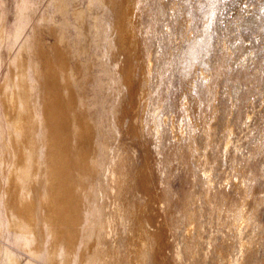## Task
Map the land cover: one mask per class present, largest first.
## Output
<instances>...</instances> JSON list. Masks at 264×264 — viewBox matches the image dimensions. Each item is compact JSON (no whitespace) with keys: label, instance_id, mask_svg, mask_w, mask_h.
<instances>
[{"label":"bare ground","instance_id":"1","mask_svg":"<svg viewBox=\"0 0 264 264\" xmlns=\"http://www.w3.org/2000/svg\"><path fill=\"white\" fill-rule=\"evenodd\" d=\"M44 1L16 0L11 25L0 0V264H164L152 172L136 148L148 139L158 140L162 156L161 209L175 263L264 264L257 256L261 165L232 158L238 164L227 179L213 177L237 145V129L252 118L242 96L227 105L226 90H218L229 60L211 77L199 69L193 44L181 57L180 100L173 102L165 85L175 59L161 60L150 47L161 7ZM180 15L184 24L193 17ZM49 33L55 41L47 43ZM175 162L188 182L179 202L170 195Z\"/></svg>","mask_w":264,"mask_h":264},{"label":"rangeland","instance_id":"2","mask_svg":"<svg viewBox=\"0 0 264 264\" xmlns=\"http://www.w3.org/2000/svg\"><path fill=\"white\" fill-rule=\"evenodd\" d=\"M46 1L47 0L44 1V4L46 3ZM157 1L147 0V9L156 10V8L161 7V9L163 10V18H165L166 20L162 18L157 27V30L155 31L156 34L153 33L151 35L150 47L156 52H159L158 54L161 60L163 58L165 59H163L164 61H168V59L170 60L173 58L175 59H173L175 62L172 69L170 70L173 79L172 83L166 84L168 85L167 87L165 85V92L172 96V101L176 102L180 100V92L176 91L177 88L175 85L179 82V69L183 65L182 58L186 50L193 44H196L195 48L196 51H198L197 54L200 58L199 69L205 68V70L211 77L214 72V67L220 63L219 61H221L223 57L226 58V60H229L225 62V69L224 72H222V77H219L218 90L220 89V92L227 93L228 97L223 98L225 99L224 101L226 103L228 102L227 105H231L232 100L236 99L237 96H242V109H244L243 112L247 113L249 111L252 115V118H250V120L248 119L249 121L247 120L246 123L244 122V124H242L244 126H241L237 129L236 132L238 134L235 133L234 135V144L236 141V144L238 146L234 145V148H232L233 151L230 152L227 157L223 158L221 160L222 163L219 164L220 166H217L218 169H215L213 171V177L215 178L216 182H223V180H226V177L229 176L230 171L232 173L235 170V167L238 163L233 162L232 158L240 159V157L242 156L241 158L245 159L244 157H246L247 159L250 156L251 158H255V162L258 164V166L261 165L260 169L264 170V0H215L214 4L209 3L208 0H190V2L189 0ZM75 5L78 7L85 6L86 0H76ZM3 7L7 11L9 24L12 25L14 21L16 0H5ZM183 12H187L193 15L190 22L188 21L184 24L182 21H180V17H182L180 14H183ZM53 41H55V36L50 33L47 34L46 42L50 43ZM172 48L174 50L178 48L179 51L176 49L177 51L175 50L174 53ZM173 54L176 55L172 57ZM5 72L6 64H3L2 68H0V78H2ZM238 74H240L241 78H237ZM243 75L247 79H244ZM239 79H241L242 81H240ZM196 81L199 86L204 85L205 78L201 75V72L197 76ZM88 92L90 91L88 90ZM100 93L102 94V91H100ZM243 93L247 98H244ZM253 98L255 100H253ZM246 101L248 103L250 101L251 102L248 104ZM252 101H254V103ZM251 104L253 105L251 106ZM161 111L164 113L169 112L168 109H162ZM135 114L136 109L131 108L129 116L133 117ZM179 116L180 115L178 114V117ZM232 116L233 118L235 117V115ZM164 127L166 129L169 127L167 122L166 124H164ZM251 130L254 131L252 132ZM249 132H251V137L248 139L249 136H247V134ZM239 134L242 136H240ZM155 142L156 139H148L147 141L143 142L145 145H138L136 148L139 150H136L139 151L140 154L142 153L141 155H143V158L146 162V168L148 169V171L150 170L149 172H152L151 180L153 181L154 188L151 193V198L153 200L154 208V224L162 232V239H160L161 259L163 260L164 264H176L174 261V252H172L174 251V244L171 245L173 243V239H171L170 236L168 238V235H170V233L166 230L165 224L163 223L165 214L161 209V197L165 194V190L163 189V186L161 185L162 183L159 180L160 175L159 173H157L158 171L156 167L161 161L162 156L157 154L158 152L156 150V147L158 144V140L156 143ZM236 146L238 147V149L236 150L237 152L235 151ZM233 152H235L236 154ZM173 168V171L176 172L171 177L172 188L170 186V191L171 189L172 191L170 195L173 198L175 197V200L177 199V202H179L178 199L181 201L186 190H183L184 188L181 190V186H185L186 184L188 185V182H186V173L184 172L182 165L180 166V162H175ZM263 170L261 171V174L264 173ZM155 176L158 178L156 179ZM263 180L264 174H262L261 177V183H263L262 185L264 186ZM156 182L161 183V186ZM187 185L185 186V188L188 187ZM181 191H183V193H181ZM259 220L260 227L257 229V232L259 233V238L261 241L257 256H260L259 258L262 259L264 258V206H262L260 210ZM184 226L185 223H182L180 227L177 228L175 235L180 237L179 235ZM261 234L263 236H261ZM26 257L27 254L23 256V259H25ZM168 257L169 259H167Z\"/></svg>","mask_w":264,"mask_h":264},{"label":"snow or ice","instance_id":"3","mask_svg":"<svg viewBox=\"0 0 264 264\" xmlns=\"http://www.w3.org/2000/svg\"><path fill=\"white\" fill-rule=\"evenodd\" d=\"M189 2H190V0H189ZM208 2L214 4L215 3V0H208Z\"/></svg>","mask_w":264,"mask_h":264}]
</instances>
